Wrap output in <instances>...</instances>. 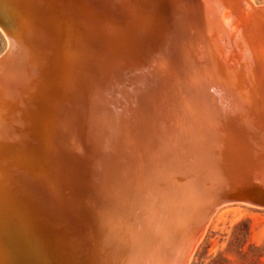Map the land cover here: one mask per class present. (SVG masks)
I'll list each match as a JSON object with an SVG mask.
<instances>
[{
	"label": "water",
	"instance_id": "1",
	"mask_svg": "<svg viewBox=\"0 0 264 264\" xmlns=\"http://www.w3.org/2000/svg\"><path fill=\"white\" fill-rule=\"evenodd\" d=\"M0 264H190L264 207V5L0 0Z\"/></svg>",
	"mask_w": 264,
	"mask_h": 264
},
{
	"label": "rangeland",
	"instance_id": "2",
	"mask_svg": "<svg viewBox=\"0 0 264 264\" xmlns=\"http://www.w3.org/2000/svg\"><path fill=\"white\" fill-rule=\"evenodd\" d=\"M264 5V0H252ZM8 40L0 30V57ZM227 202L209 216L190 264H264V207Z\"/></svg>",
	"mask_w": 264,
	"mask_h": 264
},
{
	"label": "bare ground",
	"instance_id": "3",
	"mask_svg": "<svg viewBox=\"0 0 264 264\" xmlns=\"http://www.w3.org/2000/svg\"><path fill=\"white\" fill-rule=\"evenodd\" d=\"M252 1V0H251ZM252 3L254 4V2L252 1ZM254 5H256V4H254ZM1 30V29H0ZM260 207V206H259ZM263 208V207H262ZM215 210V209H214ZM212 213H214V212H212ZM210 217H211V214H210ZM210 219V218H209ZM209 219H208V221H209ZM207 224H208V222H207ZM206 227V226H205ZM205 230V229H204ZM203 234H204V232H203Z\"/></svg>",
	"mask_w": 264,
	"mask_h": 264
}]
</instances>
